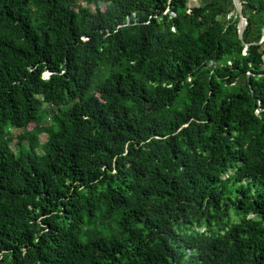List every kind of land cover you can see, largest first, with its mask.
Segmentation results:
<instances>
[{
	"label": "trees",
	"instance_id": "trees-1",
	"mask_svg": "<svg viewBox=\"0 0 264 264\" xmlns=\"http://www.w3.org/2000/svg\"><path fill=\"white\" fill-rule=\"evenodd\" d=\"M239 1L242 40L232 0H0V264H264Z\"/></svg>",
	"mask_w": 264,
	"mask_h": 264
},
{
	"label": "water",
	"instance_id": "water-1",
	"mask_svg": "<svg viewBox=\"0 0 264 264\" xmlns=\"http://www.w3.org/2000/svg\"><path fill=\"white\" fill-rule=\"evenodd\" d=\"M232 3L234 6L235 13L239 19V22H238V38L240 40H242L243 32L247 26V20H246L245 16L243 15L241 2L239 0H232ZM263 35H264V32H263ZM243 44H245V43L243 42ZM263 61H264V56H263Z\"/></svg>",
	"mask_w": 264,
	"mask_h": 264
},
{
	"label": "rangeland",
	"instance_id": "rangeland-1",
	"mask_svg": "<svg viewBox=\"0 0 264 264\" xmlns=\"http://www.w3.org/2000/svg\"><path fill=\"white\" fill-rule=\"evenodd\" d=\"M201 4H203V0H189V5L190 6H196V5H201ZM222 18L225 19V16H223ZM43 77L46 78L47 77V73H45ZM44 110H45V113L47 115V118L45 119V121H47L48 120V116L52 114L54 109H53V107H51L49 105H45L44 106ZM14 143H15V141L12 142V144H14Z\"/></svg>",
	"mask_w": 264,
	"mask_h": 264
}]
</instances>
